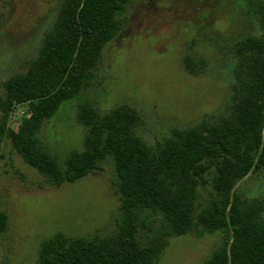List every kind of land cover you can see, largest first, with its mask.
Masks as SVG:
<instances>
[{
  "label": "trees",
  "instance_id": "1",
  "mask_svg": "<svg viewBox=\"0 0 264 264\" xmlns=\"http://www.w3.org/2000/svg\"><path fill=\"white\" fill-rule=\"evenodd\" d=\"M133 1L62 0L36 57L0 93V134L45 185H74L102 171L109 158L117 177L113 232H58L41 244L37 264H160L172 238L216 235L202 264H264V202L237 191L250 174L264 171V4L255 11L261 34L228 48L236 66L223 114L148 143L136 109L123 104L103 113L85 101L77 112L85 129L81 149L59 156L43 141V124L93 85ZM204 64L184 60L192 76ZM20 106L22 121L8 128L6 117ZM8 229L9 216L0 209V235Z\"/></svg>",
  "mask_w": 264,
  "mask_h": 264
},
{
  "label": "rangeland",
  "instance_id": "2",
  "mask_svg": "<svg viewBox=\"0 0 264 264\" xmlns=\"http://www.w3.org/2000/svg\"><path fill=\"white\" fill-rule=\"evenodd\" d=\"M61 1L0 0V93L36 57ZM259 3L264 0H134L93 85L43 124V141L59 156L81 149L85 129L77 112L85 101L103 113L123 104L133 107L144 119L140 135L148 143L223 114L236 66L228 48L246 35L261 34ZM187 57L205 62L198 76L185 70ZM24 110L12 109L6 126L17 127ZM4 117L0 112V126ZM116 179L109 158L102 171L74 185L49 187L0 134V209L9 216V229L0 235V264H37L41 244L58 232L111 234L120 206ZM237 191L264 202V171L250 174ZM218 241V235L172 238L160 264H202Z\"/></svg>",
  "mask_w": 264,
  "mask_h": 264
}]
</instances>
